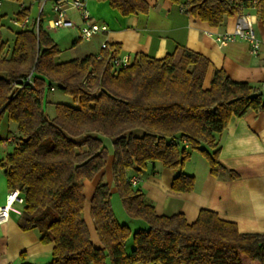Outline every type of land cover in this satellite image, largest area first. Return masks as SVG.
<instances>
[{"label": "trees", "instance_id": "trees-1", "mask_svg": "<svg viewBox=\"0 0 264 264\" xmlns=\"http://www.w3.org/2000/svg\"><path fill=\"white\" fill-rule=\"evenodd\" d=\"M107 1L122 15L149 8L145 0ZM182 7L210 26L245 8L264 23V0H186ZM26 15L22 8L15 18ZM3 20L0 14V120L15 123L16 131L8 132L13 147L0 167L9 187L24 195L19 227L38 228L41 241L52 243L51 264H264V233L241 232L206 208L192 222L181 212L158 214L127 174L160 162L176 171L173 190L191 191L194 176L182 170L192 150L207 160L212 175L226 170L217 135L232 116L264 112V85L234 81L215 68L205 87L209 59L182 46L161 58L138 52L119 68L112 67L118 55L112 43L99 57L57 62L60 50L41 19L37 31L35 19L17 29L11 45L1 33ZM30 72L32 81L23 82ZM55 86L77 106L56 103L49 117L46 95ZM100 135L111 140L113 184L125 212L146 227L119 223L108 186L100 183L90 197L102 244L95 247L82 212L84 180L103 169L109 153Z\"/></svg>", "mask_w": 264, "mask_h": 264}, {"label": "crops", "instance_id": "crops-1", "mask_svg": "<svg viewBox=\"0 0 264 264\" xmlns=\"http://www.w3.org/2000/svg\"><path fill=\"white\" fill-rule=\"evenodd\" d=\"M145 1L149 5L146 13L122 15L111 7L107 0H88L91 21L105 24L107 31L95 34L99 37L98 42L86 46L83 54H95L99 57L103 42L116 44L118 55L127 54L131 58L138 52L161 58L182 46L209 59L210 65L204 79L205 87L209 86L215 68H222L234 81L264 85V23L258 19L253 9L245 8L241 14L225 17L220 25L210 26L183 9L182 4L186 0H180V4L170 0ZM22 8L26 10V16L31 20L35 19L28 15V11H31L30 5L22 4L19 10ZM69 12L68 15L76 22L75 26L69 27L74 31L75 28L78 29L80 20L77 12ZM242 14L247 15L253 22L254 30L261 39L257 53H252L249 44L243 40L229 41L225 45L216 40L218 35L232 31L238 16ZM44 26L55 42L52 32L58 27H49L47 21ZM17 29L19 27L12 32ZM73 35L77 39L76 33ZM93 36L88 41H91ZM12 41L8 45H11ZM55 60L65 61L60 58V52ZM9 130V121L6 118L3 122L0 121V159L13 147V141H10L13 135L8 133ZM10 131L14 133L16 128ZM217 140L219 160L226 170L220 171L216 176L212 175L207 160L199 152L192 150L182 170L194 176L191 191L173 190L171 184L176 171L157 162H149L140 173L128 170V178L136 179L134 187L143 192L145 200L154 206L158 214L171 215L181 212L188 222H192L199 210L206 208L217 212L223 219L235 222L241 232L264 233V112L249 110L241 117L232 116L226 128L217 135ZM108 152L103 169L92 180H84L85 205L82 216L95 247H101L102 244L95 232L90 212V197L100 183L107 184L111 197L118 196L111 171L112 147L108 148ZM228 170L234 171L237 177H231ZM9 188L0 167V205L3 204ZM22 210L23 205L13 204L9 219L0 224V264H51L52 243L41 241L38 228L19 227ZM126 215L128 214H121L123 218H128L129 215ZM138 221L142 223L141 220ZM130 244L129 241L128 245Z\"/></svg>", "mask_w": 264, "mask_h": 264}, {"label": "built area", "instance_id": "built-area-1", "mask_svg": "<svg viewBox=\"0 0 264 264\" xmlns=\"http://www.w3.org/2000/svg\"><path fill=\"white\" fill-rule=\"evenodd\" d=\"M3 0H0V6ZM46 0H42V4L39 10V15L34 20V30L37 31L40 27V19L42 7ZM53 17L47 20L49 27H73L76 22L68 15L70 10H74L78 13V17L81 23H79L78 31L79 38L83 40H89L97 33L107 31L105 24L91 21V15L88 8V0H53L52 8ZM12 24L19 28L30 27L32 20L25 16L22 20L17 18L12 19ZM219 44L225 45L229 41L243 40L246 41L252 53H257L261 46V39L257 36L253 22L247 15H239L232 31L224 32L216 37ZM107 42L101 44V48H105ZM131 62V57L127 54L114 56L111 60L113 68L125 67ZM32 81V72L26 75L23 82ZM51 90L54 87L50 88ZM130 182L135 185L136 179H130ZM24 195L18 187H10L5 194L4 202L0 205V224H3L9 219L10 210L13 204L23 205Z\"/></svg>", "mask_w": 264, "mask_h": 264}, {"label": "rangeland", "instance_id": "rangeland-1", "mask_svg": "<svg viewBox=\"0 0 264 264\" xmlns=\"http://www.w3.org/2000/svg\"><path fill=\"white\" fill-rule=\"evenodd\" d=\"M52 2L53 0H46L42 7V12H41V20L45 23L48 18L53 17V12L51 10L52 8ZM30 5L31 6V11H28L29 16H33L34 18H37L39 15V10L42 4V0H3L1 6H0V14H4V28L2 29V36L4 39L7 40L8 43H10L13 40V35L14 27L11 24V21L13 18L16 17L17 11L21 8V5ZM69 15L70 12H69ZM79 23H81L79 21ZM7 25L11 26L10 28L7 27ZM76 33L77 39L73 35ZM52 36L55 40V42L58 45V48L60 49V58L67 60L71 58H80L82 55H84L83 52L84 49H86V46H92V44H96L98 41L97 39L99 37L93 36V39L91 41L88 40H83L79 38V31L77 28L73 29L69 27H58L55 28L54 31L52 32ZM75 47V48H74ZM46 113L49 117H53L55 115V104L56 103H63V104H68L72 106H77V104L73 101L72 97L66 93H63L58 87L55 86V89L48 91L46 95ZM6 118V117H5ZM4 117L1 118L0 121H4ZM16 128V124L13 122H9V129L14 130ZM138 132H141L138 130ZM101 138H103L105 146L107 148H111V140L103 135H100ZM157 164H160V162H157ZM111 205L114 210V214L116 219L119 221V223H124L129 225L131 229H137L138 227H146V223L141 221L142 223H138L140 221L138 220H131L128 218L131 217H122L121 214L125 212V209L123 207L122 201L120 197L117 195H112L111 197ZM128 216V215H126ZM133 219V218H132ZM138 221V222H137ZM130 247V246H129Z\"/></svg>", "mask_w": 264, "mask_h": 264}]
</instances>
